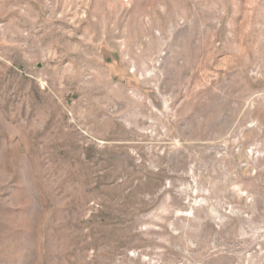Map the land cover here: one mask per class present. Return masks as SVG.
<instances>
[{
    "label": "rangeland",
    "instance_id": "rangeland-1",
    "mask_svg": "<svg viewBox=\"0 0 264 264\" xmlns=\"http://www.w3.org/2000/svg\"><path fill=\"white\" fill-rule=\"evenodd\" d=\"M0 264H264V0H0Z\"/></svg>",
    "mask_w": 264,
    "mask_h": 264
}]
</instances>
